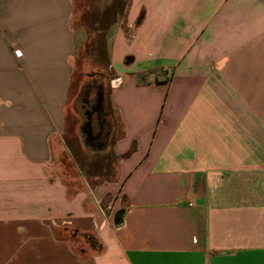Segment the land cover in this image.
Listing matches in <instances>:
<instances>
[{
  "label": "crops",
  "instance_id": "1",
  "mask_svg": "<svg viewBox=\"0 0 264 264\" xmlns=\"http://www.w3.org/2000/svg\"><path fill=\"white\" fill-rule=\"evenodd\" d=\"M74 16L0 0V264H264V0H131L110 62L118 167L94 187L55 170Z\"/></svg>",
  "mask_w": 264,
  "mask_h": 264
},
{
  "label": "rangeland",
  "instance_id": "2",
  "mask_svg": "<svg viewBox=\"0 0 264 264\" xmlns=\"http://www.w3.org/2000/svg\"><path fill=\"white\" fill-rule=\"evenodd\" d=\"M130 3L131 0H75L73 27L78 48L64 135L65 150L58 152L54 159L59 165L55 168L58 175L70 179L73 188L81 184L84 187L86 183L94 187L111 181L118 167V157L112 145L117 132H121V126L110 103L113 89L110 62L113 39L118 29L123 28L128 38L134 33V26L129 27L127 23ZM97 87L104 92L103 108L115 126L111 149L106 153H95L87 148L81 128L82 116L75 109L81 91L86 88L87 94H91L90 98L93 99ZM60 160L64 161L65 166ZM57 234L62 239L71 240L77 233L68 229ZM76 248L80 249L78 246Z\"/></svg>",
  "mask_w": 264,
  "mask_h": 264
},
{
  "label": "flooded vegetation",
  "instance_id": "3",
  "mask_svg": "<svg viewBox=\"0 0 264 264\" xmlns=\"http://www.w3.org/2000/svg\"><path fill=\"white\" fill-rule=\"evenodd\" d=\"M86 88L81 91V103L78 107L75 104L76 111L82 116V134L88 149L95 153H106L110 149V139L112 123L109 114L104 111L102 93L104 92L97 87L95 98L91 99V94H87ZM83 114V115H82ZM106 127L110 130L106 133Z\"/></svg>",
  "mask_w": 264,
  "mask_h": 264
},
{
  "label": "trees",
  "instance_id": "4",
  "mask_svg": "<svg viewBox=\"0 0 264 264\" xmlns=\"http://www.w3.org/2000/svg\"><path fill=\"white\" fill-rule=\"evenodd\" d=\"M143 19H144V13L141 14V16H140V18H139V20H138V22H137V26L140 25V24L142 23ZM131 60H132V58H131V57H128V58L125 60V63H126V64H129ZM101 95H102V98H103V100H104V94L102 93ZM67 230H68V229H66L65 232H66ZM60 231H61V230H60ZM57 233H58V230L55 231V235H56L57 237L60 238V236H59ZM85 238H86L87 240H89V242H90L91 235H87V234H86V235H85ZM90 243H91L92 245H94L93 242H90ZM95 246H98L96 241H95Z\"/></svg>",
  "mask_w": 264,
  "mask_h": 264
},
{
  "label": "built area",
  "instance_id": "5",
  "mask_svg": "<svg viewBox=\"0 0 264 264\" xmlns=\"http://www.w3.org/2000/svg\"><path fill=\"white\" fill-rule=\"evenodd\" d=\"M121 84V80L116 78L112 80V88L118 87ZM189 206H194L193 203H190Z\"/></svg>",
  "mask_w": 264,
  "mask_h": 264
},
{
  "label": "water",
  "instance_id": "6",
  "mask_svg": "<svg viewBox=\"0 0 264 264\" xmlns=\"http://www.w3.org/2000/svg\"><path fill=\"white\" fill-rule=\"evenodd\" d=\"M76 103H77V105H78V107L80 106V103H81V100H80V98H78V100L76 101ZM83 115V114H82ZM109 130H110V128L109 127H106V133H108L109 132Z\"/></svg>",
  "mask_w": 264,
  "mask_h": 264
}]
</instances>
